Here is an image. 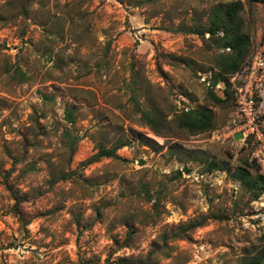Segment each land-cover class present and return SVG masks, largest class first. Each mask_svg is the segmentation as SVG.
Returning a JSON list of instances; mask_svg holds the SVG:
<instances>
[{"label":"rangeland","instance_id":"374dc122","mask_svg":"<svg viewBox=\"0 0 264 264\" xmlns=\"http://www.w3.org/2000/svg\"><path fill=\"white\" fill-rule=\"evenodd\" d=\"M227 1L0 0V264H242L258 251L264 193L254 198L207 165L264 172L259 142L239 133L235 94L251 81L264 135V4L241 0L250 54L225 104L209 100L199 75L218 72L222 50L208 33L179 31L201 30ZM133 94L167 119L206 104L214 128L156 135ZM64 131L79 137L72 155ZM119 140L118 158L88 162ZM10 156L21 161L13 167ZM198 218L203 226L173 239L176 225Z\"/></svg>","mask_w":264,"mask_h":264},{"label":"trees","instance_id":"16d2710c","mask_svg":"<svg viewBox=\"0 0 264 264\" xmlns=\"http://www.w3.org/2000/svg\"><path fill=\"white\" fill-rule=\"evenodd\" d=\"M249 1L264 4V0ZM242 9L241 0H228L225 3L217 4L211 8L207 23L205 26H202L201 30L198 28H189L186 30L182 28H180L181 30L178 29L179 31L192 34L200 33L203 37L205 33H208L209 36L205 38V42L208 43L209 46L222 50V52L215 56L214 60L218 72H211L212 75L209 79L211 86H207L209 100L216 105L225 104L230 99V96L234 93L232 83L229 80L230 76L238 72L241 67L244 66L250 54L251 42L244 29V22L241 17ZM14 73L19 79L23 81L26 79L24 72L19 68H17ZM218 83L221 84L222 88L220 92H218L220 88H215V85ZM133 96L136 112L140 114L141 120L148 125L156 135H161L163 133L162 129H169L172 125L192 134L203 133L214 128V113L206 104L194 108L183 105L172 113V118L167 119L161 109L151 106L150 104L144 105L136 100L134 94ZM72 110L73 109H66L64 112V119L68 123H73L74 121ZM62 136L65 139L66 148L72 155L79 137L72 136L68 131H64ZM126 145V141L119 140L112 145L111 148L105 146L99 147L96 154L89 158L88 162H95L104 157L118 158L116 151ZM10 157L12 158L13 167L17 162L21 161L16 157ZM213 170L226 171L232 180L239 182L247 191L253 194L252 197L254 198H258L264 193V176L260 173L253 176L246 166H239L231 170L227 164H219L215 160H210L207 165V171L212 172ZM185 171L190 172L187 168ZM177 173L181 174L180 171H177ZM67 176L68 173L65 172L59 174V178L61 179H66ZM6 187L13 195L14 199H17V201L22 200L20 197L17 198L10 186ZM203 221L204 220L198 218L176 225L171 232L173 239L188 238L193 230L204 225ZM166 233L167 234L162 236L163 243H167L168 240L169 233ZM150 258L151 254H148L146 260ZM242 264H264V243L260 245L258 251L250 259L247 261L244 260Z\"/></svg>","mask_w":264,"mask_h":264},{"label":"built area","instance_id":"2783aa9c","mask_svg":"<svg viewBox=\"0 0 264 264\" xmlns=\"http://www.w3.org/2000/svg\"><path fill=\"white\" fill-rule=\"evenodd\" d=\"M254 66L250 67L249 77L254 74ZM205 74V73H203ZM199 74L202 82H205L207 86H211L210 77L211 72H209V77ZM215 88H221V84H216ZM253 88L251 81H245L240 86L236 88V102L238 104V109L241 118V128L239 133L242 135L243 139L251 138L253 142L258 143L259 147L255 150V154L258 162L264 169V135L258 125L257 115L255 109V98L253 96ZM264 175V172H261Z\"/></svg>","mask_w":264,"mask_h":264}]
</instances>
